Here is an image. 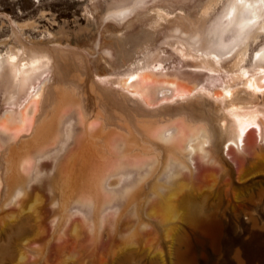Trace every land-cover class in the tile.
I'll return each mask as SVG.
<instances>
[{
    "label": "rangeland",
    "instance_id": "obj_1",
    "mask_svg": "<svg viewBox=\"0 0 264 264\" xmlns=\"http://www.w3.org/2000/svg\"><path fill=\"white\" fill-rule=\"evenodd\" d=\"M228 1L0 0V56L17 53L26 58L33 49L49 57L41 77L49 81L35 124L50 111L60 87L79 99L63 115L61 139L34 157L26 190L45 187L57 177L83 122L91 119H100L115 134L127 137L130 130L136 140L132 144H137L134 151L140 152L144 144L142 148L159 154L157 166L144 178L140 174L145 169L127 165L108 176L104 188L110 199L98 207L93 201L77 200L76 191L61 194L56 185V199L50 201L52 190L45 189L44 231L36 239L26 234L35 223L32 213L19 210L20 201L6 179L9 152L30 142L34 127L15 140L0 133V264H264V139L252 131L243 145L230 141L233 118L228 106L233 98L237 105L264 113V91H244L238 77L244 69L252 73V55L264 43V35L247 39L243 54H221L226 47L217 36V22ZM122 7L127 10L123 14L118 11ZM222 34L229 43L230 31ZM202 62L211 68L194 70ZM140 69L194 79L197 89L184 98L147 105L119 85L121 78ZM226 87L234 92L228 101L210 94ZM163 94L170 91L157 92L158 97ZM15 95L8 71L1 68L0 115L27 101V95L12 100ZM178 117L206 124L210 137L205 148L213 160L182 156L188 165L183 174L192 176L195 185L184 189L179 217L167 235L145 207L166 156L165 143L149 142L142 126ZM248 167L250 171L240 175ZM208 172L215 178L207 184L203 180ZM129 231L132 236L123 241Z\"/></svg>",
    "mask_w": 264,
    "mask_h": 264
},
{
    "label": "bare ground",
    "instance_id": "obj_2",
    "mask_svg": "<svg viewBox=\"0 0 264 264\" xmlns=\"http://www.w3.org/2000/svg\"><path fill=\"white\" fill-rule=\"evenodd\" d=\"M226 5L218 18V24L216 23L220 29L217 36L221 45L226 47L224 51L220 49V53L231 52V56H238L247 51L249 45L247 39L253 38L255 40L257 36L264 35V0H229ZM125 7L117 9L123 14L124 11H127ZM225 31H230L231 33L229 43H226V39H223L224 34L222 33ZM250 31H252L251 34ZM239 42L240 44H238ZM31 52L32 54L26 58L20 57L17 53L0 56V69L8 71L12 88L16 93L12 100H19L22 96L27 95L25 98L27 101L21 107L18 109H6L0 115V133H6L9 140H15L22 132L30 131L34 127L31 141L25 142L26 144L20 145L16 149L13 148L9 152V157L7 158L8 168L6 166L8 176L7 178L5 176V178L11 180L9 181L11 183L10 191L20 201L19 210L27 209L31 211L32 218L35 219V223L26 231V234L36 239H41L45 219L42 215L45 189L52 190L48 197L50 201L56 199V195L53 193V185H56L61 194V191L63 193L65 191H73V193L76 191L77 200L93 201L95 206L97 205L98 207L104 201L108 203L110 199L109 193L107 192V194V190L105 191L104 188L108 176L127 165V168L135 166L138 169H145L140 174V177L144 178L151 174L157 166L159 154L150 150L149 147H147L149 150L142 148L145 146L144 144L140 146V152L134 151V146H137V144H132L135 137L130 130H128L127 137L115 134V131L108 128L109 126H106L100 119H91L83 122V131L77 135L73 147L69 149L59 164L57 177L52 182L48 180L45 187L39 186L35 190L30 188V190H26L34 157L44 152L49 145L61 139V125L64 113L72 106L79 104L77 102L79 99L76 98L73 91L63 88L64 86L60 87V89L54 90L55 97L53 100L55 101L50 111L35 124V114L39 110L40 101L49 81L46 77L41 78L45 72V66L48 65L49 57L44 51L31 49ZM216 54L218 56L219 53ZM252 60V73L244 69L243 73L238 77L243 79L242 89L244 91L258 94L264 91V43L254 51ZM210 61V59L207 60V62ZM208 66L203 63L202 66L198 65L194 70L206 72ZM209 68L211 67L209 66ZM35 82L38 83L34 85ZM119 85L136 98L143 100L147 105H154L160 100H167L170 97L184 98L197 89V82L194 79L178 74L156 72L151 69H140L132 72L128 76L121 78ZM166 91H170V95L157 96V92ZM210 94L216 100L223 101H228L234 96L233 89L227 87L222 91L216 89ZM228 106H230L229 114L233 118L230 141L236 142L238 140L243 145L252 131L255 132L256 138L264 139L263 111L245 108L244 105H237L233 103V98L229 100ZM142 127L149 142L158 139L165 143L166 156L156 180L151 186L150 196L146 199L148 202L145 207L146 212L161 223L162 232L169 235L174 228V221L179 217L182 193L185 188L195 181L192 176L183 174L184 169L188 168V165L182 156L190 155L193 158L198 155L201 158L209 157L213 160V157L210 156L209 151L205 148V143L209 141L210 135L206 124L202 121H191L182 117L168 122L155 123L150 121ZM64 131V135L68 137L69 129L65 128ZM250 168L240 170V175L249 172ZM164 175L165 178H163ZM214 178L213 172H208L205 173L203 181L208 184ZM54 182L57 184H54ZM128 189L127 191H129ZM99 215L101 214L99 213ZM98 219L102 226L103 219L101 217ZM140 221L139 223H142ZM126 227L129 228L130 225ZM93 230L95 231V229ZM73 232H78L77 225L73 227ZM129 234H126L123 241L130 239V236H132L130 231ZM62 254L66 258L67 254Z\"/></svg>",
    "mask_w": 264,
    "mask_h": 264
}]
</instances>
